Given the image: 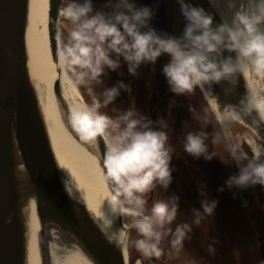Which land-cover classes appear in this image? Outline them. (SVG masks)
Returning a JSON list of instances; mask_svg holds the SVG:
<instances>
[{"label":"clouds","instance_id":"obj_1","mask_svg":"<svg viewBox=\"0 0 264 264\" xmlns=\"http://www.w3.org/2000/svg\"><path fill=\"white\" fill-rule=\"evenodd\" d=\"M208 3L213 7L224 4L231 19L221 17L222 23L213 26V16L203 7L177 0L185 27L181 36L174 37L158 34L150 26L156 9L137 7L134 0H110L111 12L94 15L92 0H83V3L69 0L61 11L75 25L60 52L66 76L71 73L78 84L101 83L99 77L104 67L115 71L120 67V57L128 64L129 73L135 76L141 64H155L166 54L169 62L163 67V74L176 95L194 94L198 88L201 93H208L209 99H216L211 95L212 86L222 81L235 86L238 74L258 77L256 84L259 85L264 81V0H208ZM224 52L235 53V58L225 57ZM110 53L116 54L117 59H111ZM246 87L248 94L241 101L240 109L229 106L232 119L239 121L256 113L253 125L257 129L264 125V86L253 87L246 83ZM119 89L130 91L123 83ZM119 89L104 91V106L115 100ZM229 91L226 89V94ZM101 106L99 101L83 106L72 113L71 122L85 140H94L97 135L106 137V179L111 182L107 201L111 211L135 218L131 227L139 234L132 242L136 250L149 259H159L162 255L159 245L167 234L165 226L177 219L179 198L157 200L150 214H145V194L157 186L167 189L172 182L169 165L173 148L166 131L168 124L160 121L159 130H155L152 121L134 109L112 119L100 113ZM207 139L204 131L188 132L184 151L196 158L212 160L217 154L215 151L209 154ZM248 149L251 156L239 142L230 145V157L240 170L239 175L226 181L229 189L264 186V143L254 140ZM217 203L202 201L203 212L194 210L192 223L199 226L205 216L212 217ZM98 215L102 228L111 230L112 221L102 210ZM191 232L190 224L176 225L171 243L177 253L183 250L184 241L190 238ZM108 239L124 249L129 244L128 232L123 228L119 232L111 231ZM208 251L214 254L215 249L209 246ZM193 264L199 262L193 261Z\"/></svg>","mask_w":264,"mask_h":264},{"label":"water","instance_id":"obj_2","mask_svg":"<svg viewBox=\"0 0 264 264\" xmlns=\"http://www.w3.org/2000/svg\"><path fill=\"white\" fill-rule=\"evenodd\" d=\"M137 7L148 6L156 9V15L150 26L158 34L174 37L182 35L185 20L181 15L177 0H134ZM194 6L203 7L214 18L213 26L221 21V4L213 7L208 0H186ZM27 0H0V264H25L24 228L19 217L13 162L12 143L20 158L22 168L31 186L35 198V214L38 233L46 229H55L61 236L75 243L80 252L91 264H127L123 252L101 229L85 205L71 197L62 181L61 171L53 155L43 117L40 113L35 89L31 86L23 46ZM63 0H49L48 38L51 57L54 59L57 48L60 50L58 24L61 18ZM221 10V11H219ZM221 12V13H220ZM226 20L231 19L228 13ZM58 46V47H57ZM235 53L224 52V56ZM150 70L151 63H144ZM54 93L59 94L58 83L54 82ZM230 89L226 94L225 90ZM211 95L223 113L218 125L222 131L227 150L230 141L235 143L229 127L233 121L248 131L245 134L264 143V125L255 128L253 120L256 113L242 117L239 121L232 119V109L239 110L241 101L248 90L244 76L237 75L235 86L226 81L213 85ZM204 94V93H203ZM97 157L107 176L105 157L108 144L101 135L98 138ZM234 176L239 175V166L232 162ZM108 193L111 182L106 179ZM242 203L247 200V189H238ZM150 191L148 200L151 199ZM131 216L127 215L126 219ZM120 227L122 215L118 214ZM128 227L125 231H129ZM40 264H43L41 247L38 246Z\"/></svg>","mask_w":264,"mask_h":264},{"label":"rangeland","instance_id":"obj_3","mask_svg":"<svg viewBox=\"0 0 264 264\" xmlns=\"http://www.w3.org/2000/svg\"><path fill=\"white\" fill-rule=\"evenodd\" d=\"M64 1L65 0H63V2ZM68 3L69 0L66 3H63L62 9L67 7ZM105 6L106 7L103 12H111L112 9L109 6V3H106ZM66 19L67 18L61 15L58 24L60 52L62 51L64 44L68 41L64 34L61 35V31L65 33L64 29L68 26L66 22H63ZM159 59V66L163 70V67L169 62V57L165 54L159 57ZM68 75L75 85H78V83L76 84V77L71 73ZM128 78H131L133 88L131 86L130 91H125L124 89L122 91V89H119L115 78L111 76L105 69H103V72L99 77L101 83L89 81V83L93 82L96 85L97 90L95 87H93L94 84L89 85L88 82L79 84L81 90H78L81 95V101L85 105L89 106L96 101L101 102L102 106L99 109L100 113L112 119H116L120 114H123L130 109H134L141 116L152 121L150 100L153 101L151 90L154 88V86L150 74H147V72L143 70V73H138L135 76L129 74ZM166 84L168 88L169 85L168 83ZM53 86L52 90L53 94L55 95ZM102 86H104V88L105 86L108 88L104 89ZM114 87L119 89V95L112 103L104 106L102 103L104 99V91ZM89 89H91V92ZM98 91H101L100 95H98ZM169 91L170 96L167 95V99L164 98V103L158 99L157 102H153V108L158 109V115L161 114L162 119L164 118L163 121L168 124L167 132L169 137V128L171 125H173V128H175L176 118H174V115L176 116L179 111L180 113L185 110L188 111L187 113L185 112V114H188V116L184 119L186 122H188L187 126L192 127L194 131L199 129L200 123L204 124L208 133L210 134L215 152L217 153L219 164L221 166V177L219 180L221 181L224 190V192H222L223 198L220 201L216 200L219 202L217 203V207L213 216H205V219L201 222V224L196 226L192 222L194 220V210H198L196 202L202 204L203 197L201 193L196 191L192 197L183 193L184 191H176L179 192V194L175 197L179 198L178 213L180 215V219L182 220L181 223H187L192 226V232L189 234L190 238L184 241L183 250L177 253L173 246H171V242H169V240L166 244L169 251L166 253L165 260L162 261L160 258L156 259L153 257L149 259L144 257L136 250L134 243H132L139 238V234L136 232L135 228L132 227L128 231L129 244L126 248L127 264H149L150 261L154 262L155 264H159L161 262L162 264H193V261H197L199 264H260V260L262 261L261 258L264 257V186L256 185L254 187L246 188L247 200L242 203L238 189L235 187L229 189L226 184V181L230 177L234 176L232 170L233 160L230 157V152L226 150L223 139L218 132L219 116L215 111L211 110V107L209 106L204 94L201 93L200 89L197 88L194 94L177 96L174 93L171 94L170 88ZM111 110H114V112ZM205 122L208 123L206 124ZM157 123L159 122L157 121ZM233 123V121H229L230 131L235 143H237V141L239 142L243 140L244 144L242 147L246 146V149L249 153L248 155L251 156L252 153L250 149H248V145L249 141L253 142L255 139L247 137L245 134H243V132L238 129V125L236 124L234 130H232L230 125ZM158 126H160V124ZM177 129L178 133L181 135L184 131L187 133L189 132V130L182 131V129L179 127H177ZM71 136L72 135H70V137ZM232 142L230 141L231 145ZM96 158L101 168L103 180L106 185L104 170L97 155ZM157 189V187L154 189L152 200L154 202L157 199ZM149 194L150 192L145 194V199ZM172 197L173 196H169L168 200H170ZM207 199L210 198L207 197ZM146 211L148 210L145 208V214H148ZM200 212L202 213L203 211L200 209ZM126 216L127 215L122 216V223L119 227L120 229L123 228L125 230L134 222L135 218L131 217L128 220L126 219ZM172 230L173 228L171 227L169 233H171ZM209 246H212L215 249L214 254H209ZM40 260L41 259L39 256V264Z\"/></svg>","mask_w":264,"mask_h":264},{"label":"bare ground","instance_id":"obj_4","mask_svg":"<svg viewBox=\"0 0 264 264\" xmlns=\"http://www.w3.org/2000/svg\"><path fill=\"white\" fill-rule=\"evenodd\" d=\"M220 8L226 12V17L220 12L221 17L227 18L229 11L226 6L222 4ZM48 11L49 0H27L23 36L26 69L31 86L36 92L38 107L65 188L71 197L85 205L101 229L109 236L111 231L119 232L121 229L117 223L118 214L112 213L107 201L108 191L96 158L98 138L101 135H97L94 140H85L73 127L72 113L85 104L81 101L75 83L68 74L66 76V70L60 60V50L57 48L54 59L51 57ZM244 79L253 87L264 86V81L256 84L258 77L250 78L245 75ZM54 82L58 83V96L53 94ZM208 95L204 93L211 110L223 113L224 111H221L214 99H209ZM251 143L252 141H249V144ZM11 156L19 217L24 228L25 264H39L38 246L42 248L43 264H91L75 243L61 236L55 229H46L42 235L37 234L34 194L13 143ZM101 210L112 221L111 230L102 228L101 217L98 215ZM119 248L126 258L127 249ZM149 264L155 263L150 261Z\"/></svg>","mask_w":264,"mask_h":264},{"label":"trees","instance_id":"obj_5","mask_svg":"<svg viewBox=\"0 0 264 264\" xmlns=\"http://www.w3.org/2000/svg\"><path fill=\"white\" fill-rule=\"evenodd\" d=\"M64 30H65L64 31L65 35L69 37L68 28L66 27ZM159 62H160V59L158 58L155 64L151 63V67H152L151 70H148L144 64H141L140 67H142V71L140 73H143V70H145L147 74H150V77L152 79L153 86H154L152 90L150 89L152 91L151 95H153V102L154 101L157 102V100L159 99L161 102L163 101L164 103V98L167 99V95L170 96V91H169V87L167 88V84H166L167 80L163 74V70L159 66L160 65ZM138 70H141V69L138 68L137 71ZM128 81L129 82L126 83V86L130 88L132 85L131 78ZM152 82L150 81L151 84ZM88 84L93 85L94 83L93 82L89 83L88 81ZM76 86L78 87V89H80L79 84ZM93 87H95L97 90V87L95 84L93 85ZM102 88H104V86H102ZM107 88L108 87L105 86L104 89H107ZM100 93L101 91H98V95H100ZM171 94H173V92H171ZM111 111L114 112V110H111ZM185 112L187 113L188 111L185 110L181 113L179 111V113H177L176 116L174 115V118H176L175 128H173V125H171V127L169 128V132H170L169 138L171 141L169 142L173 148L172 159L169 165L171 169L172 182L170 183L167 189L157 186L158 188L157 197H156L157 199L155 201L157 200L168 201L169 196H177L179 194V192H176L178 190L184 191L183 193H185L188 196H192V197L194 196L196 191H199L203 197L202 201H205V200L206 201H213V200L220 201L223 198L222 192H224V190L223 191L220 190V189H223V186L221 184V181L219 180L221 177V171H220L221 166L219 164L218 157L215 156L210 161L204 159L203 157L196 158L186 153L183 148L184 138L187 135V132H185L184 130H189V132L190 131L191 132L204 131L208 137V139L206 140V144L208 146V152L209 154H211L212 152L215 151V149H214V145L212 143L210 134L208 133L206 127L202 123H200L199 129H196L195 131L192 127H188L187 126L188 122H186L184 119L185 117L188 116V114L186 115ZM230 126H231V129L234 130L235 123L231 124ZM177 127H179L180 129H182V131H184L182 135L178 133ZM218 129H219L218 132L220 133V136L223 139V142L226 146V143L224 141V137H223V134H222V131L219 125H218ZM238 129H240V131L243 132V134H248V131L243 129L239 125H238ZM239 143L241 144V146L244 144L243 140L239 141ZM243 148L246 152H248L246 149V146H244ZM226 150H227V147H226ZM207 197H209L210 199H207ZM152 200L153 198L150 200H148V197L146 198L147 204L145 208L146 210H148L146 211V213L148 214H150L152 204L154 203V201ZM201 205L202 204L196 202V206L199 211L200 209L203 211ZM181 221L182 220L180 219V215L177 212V219L172 224L173 226L171 225L165 226L164 230L167 231V234L162 238L160 245H159L160 249L162 250V255L160 257L162 261L166 259V253L169 251L166 245L167 241L170 240L169 242H171L175 238L174 230L177 224H182ZM171 227L173 228V230L171 233H169V230H171ZM171 246H172V243H171ZM261 259L262 261L260 260V264H264V257ZM159 264H162V262Z\"/></svg>","mask_w":264,"mask_h":264},{"label":"flooded vegetation","instance_id":"obj_6","mask_svg":"<svg viewBox=\"0 0 264 264\" xmlns=\"http://www.w3.org/2000/svg\"><path fill=\"white\" fill-rule=\"evenodd\" d=\"M68 0H65L63 3H66ZM114 0H112V2H113ZM76 2L77 3H83V0H76ZM106 3H109V5H110V0H92V5H93V15L96 13V12H103L104 10H105V5H106ZM64 23L66 22L67 24H69L68 26H67V28H68V32H69V34H70V32L74 29V27H75V25H73L72 23H71V21L70 20H68V19H66L65 21H63ZM62 34H64L65 35V33H63L62 31H61V35ZM66 36V35H65ZM66 38L68 39V37L66 36ZM110 58L111 59H117V56H116V54H114V53H110ZM119 63H120V67L119 68H117L118 70H115V71H113V70H111L110 68H108V67H104V69L111 75V76H113L114 78H115V80H116V82L118 83V86L120 85V83H123L124 85H126V83H128L129 81V79H128V76H129V71H128V64L123 60V58L122 57H120L119 58ZM141 70H138L137 71V74L139 73L140 74V72L142 71V67H139ZM118 71V72H117ZM128 79V80H127ZM133 80V79H132ZM132 83V82H131ZM132 86V88H133V84L131 85ZM122 91H123V89H122ZM150 109H151V113H152V123H153V128L155 129V130H159V128H160V126H158L159 125V123H157V121L158 122H160V121H163V119H162V116H161V114L160 115H158V113H157V110L158 109H156V108H153V101L152 100H150ZM158 117H159V119H158ZM165 122V121H164ZM153 194H154V190H153ZM153 194H152V197H151V199L153 198ZM148 198H149V196H148Z\"/></svg>","mask_w":264,"mask_h":264}]
</instances>
